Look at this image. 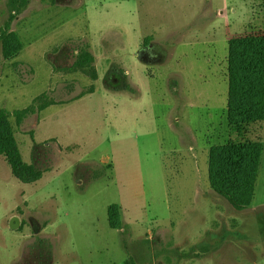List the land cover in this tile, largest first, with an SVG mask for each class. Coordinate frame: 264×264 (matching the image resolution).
<instances>
[{"label":"rangeland","instance_id":"1","mask_svg":"<svg viewBox=\"0 0 264 264\" xmlns=\"http://www.w3.org/2000/svg\"><path fill=\"white\" fill-rule=\"evenodd\" d=\"M8 23L23 48L0 40V109L45 173L24 183L0 154V264H264V121L251 205L209 181L211 149L236 139L230 42L264 35V0H0ZM41 94L57 103L18 122Z\"/></svg>","mask_w":264,"mask_h":264},{"label":"trees","instance_id":"2","mask_svg":"<svg viewBox=\"0 0 264 264\" xmlns=\"http://www.w3.org/2000/svg\"><path fill=\"white\" fill-rule=\"evenodd\" d=\"M3 55H16L23 48L19 35L6 25L0 35ZM94 61L89 51L78 58L80 67ZM229 100L228 123L236 139L210 151L209 181L219 195L234 207L244 209L254 198L255 181L259 171L263 145L261 140L248 138L250 127L264 121V35H251L231 40L229 48ZM57 103L47 99L46 94L38 96L32 105L16 112L18 122L26 116L39 113ZM8 112L0 109V154L9 159L13 175L24 183L40 180L45 170L22 160L12 130L7 121ZM32 138L34 132L31 131ZM108 221L111 228L124 229L121 207L118 203L108 206ZM126 229V228H125Z\"/></svg>","mask_w":264,"mask_h":264},{"label":"water","instance_id":"3","mask_svg":"<svg viewBox=\"0 0 264 264\" xmlns=\"http://www.w3.org/2000/svg\"><path fill=\"white\" fill-rule=\"evenodd\" d=\"M10 225L12 229H18L20 226V219L18 216H13L10 220Z\"/></svg>","mask_w":264,"mask_h":264},{"label":"flooded vegetation","instance_id":"4","mask_svg":"<svg viewBox=\"0 0 264 264\" xmlns=\"http://www.w3.org/2000/svg\"><path fill=\"white\" fill-rule=\"evenodd\" d=\"M144 50H145V48H144V49H142V51H141V52H143V53H144Z\"/></svg>","mask_w":264,"mask_h":264}]
</instances>
